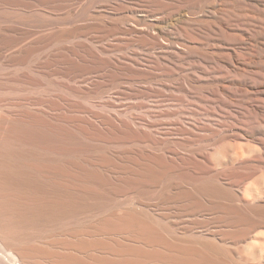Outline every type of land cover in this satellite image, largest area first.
I'll use <instances>...</instances> for the list:
<instances>
[{
	"label": "bare ground",
	"instance_id": "1",
	"mask_svg": "<svg viewBox=\"0 0 264 264\" xmlns=\"http://www.w3.org/2000/svg\"><path fill=\"white\" fill-rule=\"evenodd\" d=\"M38 1L0 0V264H264V0Z\"/></svg>",
	"mask_w": 264,
	"mask_h": 264
},
{
	"label": "rangeland",
	"instance_id": "2",
	"mask_svg": "<svg viewBox=\"0 0 264 264\" xmlns=\"http://www.w3.org/2000/svg\"><path fill=\"white\" fill-rule=\"evenodd\" d=\"M28 1L32 2V3L36 4V5L40 4V2H41V1H38V0H35V1L34 0H28ZM99 1H102V0H97V1L94 0V2H99ZM16 17H20V16H16ZM3 84L9 88L6 91V96L9 97V98H15V97L20 96V95L28 94L29 90H30L29 89L30 86L24 85V84H20V83L17 84L16 82H6V81H4ZM20 88H23L25 91L19 92ZM30 92H31V90H30ZM200 145H202V144H200Z\"/></svg>",
	"mask_w": 264,
	"mask_h": 264
}]
</instances>
